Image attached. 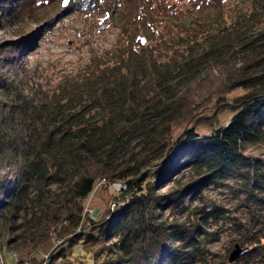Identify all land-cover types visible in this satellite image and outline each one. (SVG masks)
Segmentation results:
<instances>
[{
    "label": "trees",
    "instance_id": "1",
    "mask_svg": "<svg viewBox=\"0 0 264 264\" xmlns=\"http://www.w3.org/2000/svg\"><path fill=\"white\" fill-rule=\"evenodd\" d=\"M94 1L99 7L109 0ZM205 1L221 20L222 0ZM248 1L249 9H238L235 20L214 30L195 18L186 29L183 24L181 31L187 30L189 38L184 41L186 36L178 34L174 44L183 53L172 59L155 58L148 45H141L137 34L148 39L141 29L154 31L150 18L141 17L143 28L138 24L133 37L141 46L130 42L125 49L117 47L113 57L92 63V69L65 79L43 96L25 93L20 86L18 48L0 57V168L5 169L0 179V231L11 234L7 244L16 239L12 234L17 230L33 225L28 215L37 207L35 225L49 229L59 223L55 232L64 240V247L52 251L48 263L42 264H264V159L246 153L249 146L264 142V43L257 48V37L251 38L264 25V0ZM25 4L0 1L2 24L16 23L12 20ZM167 4L155 0L151 6L145 0L152 10ZM174 12L163 15L175 20ZM233 45L256 56L244 63L240 74L230 76L231 86L246 90L236 98L232 116L206 135L188 127L171 144L170 125L186 110L175 84ZM132 142L141 155L134 165L115 173L114 163L128 154ZM100 178L104 185L122 181L125 189L115 196L116 209L93 221L84 215V200ZM162 181L174 186L156 192ZM228 182H234L235 210L204 200V190ZM53 185L65 188L62 200L51 195ZM166 208H179L183 219L168 220ZM236 210L243 211V220L229 216H236ZM225 214L238 235L233 245L248 247L232 262L209 247L219 239L217 230H207L210 222ZM77 243L83 253L71 259ZM0 264L13 263L0 257Z\"/></svg>",
    "mask_w": 264,
    "mask_h": 264
},
{
    "label": "rangeland",
    "instance_id": "2",
    "mask_svg": "<svg viewBox=\"0 0 264 264\" xmlns=\"http://www.w3.org/2000/svg\"><path fill=\"white\" fill-rule=\"evenodd\" d=\"M229 1L230 5L227 4L228 0H222L224 13L223 18L218 20V17L215 18L213 13H210L213 10H209L210 6L207 4L210 1L205 0H168L167 8L157 10L148 9L145 0H133V3H127L126 0H109L107 4L99 7L94 0H88L87 6L83 5L85 0H68L65 5L63 0H26L21 15L18 14L17 18L12 20L16 23L2 24L4 18L0 14V57L2 59L10 48H18L16 57L20 63L16 78L20 81V86L25 93H38L39 96H43L45 93L51 94L65 79L78 77L87 67V70L92 69V63L113 57L117 47L122 46L125 49L130 42L136 47L148 45L155 58L161 60L178 57L183 53V50L178 48L180 46L174 44L179 41L178 34L182 32V36H186L184 41L189 38L186 35L187 30L181 31L183 24L185 26L195 18L209 24L205 29L214 30L222 25L221 23L227 25L235 20L238 9L247 10L252 5L248 0ZM154 3L155 0H150L151 6ZM172 12L175 20L163 15ZM141 17L150 18L154 31L150 32L149 28V31L141 29L142 32L147 33L148 39L145 38L144 43L139 45V42L135 43L133 37L139 29L138 24L143 28ZM176 24L180 26L177 27ZM261 26L259 25L256 28L257 32L251 35V38L257 37V40H254L255 46L257 43H264V34H259L260 31L263 32L261 29L264 25ZM196 35L199 39L203 37L200 33ZM141 37L143 35L137 34V38ZM254 55L240 46H230L220 56H213L202 62L196 70H193L194 74L191 73L175 84L177 93L183 94L187 111L184 110L183 117L170 125L171 144L188 127L199 135H206L212 131L213 126L228 122L234 112L233 108L237 105L236 98L246 91L241 87L231 86L230 80L237 73L240 74L239 69L250 58L256 56ZM231 75L233 76L230 77ZM246 153L264 159V142L249 146ZM140 155L139 145L132 142L128 154L114 163L112 171L116 173L125 165H134V161ZM4 173L5 169L0 168V179ZM104 182V179L100 178L84 200V215L93 221H98L114 211L118 205L115 204L114 199L117 198L115 196L125 189L122 181L110 185H104ZM173 186L171 182L162 181L158 184L156 192H167ZM233 186L234 182H228L225 186L210 187L203 191L202 196L210 205L233 211L237 204ZM50 190L57 201L62 200L65 195L64 187L53 185ZM127 198L126 195L123 202ZM188 202V197H185L184 203L188 204ZM168 210V208L164 209L168 220L183 219L184 216L179 208ZM38 215L37 207L30 209L28 217H33V225L26 230L20 228L13 233L12 235L17 236L10 244H7L6 240L11 234L5 229L0 231V257L3 260L6 257L13 264L48 263L51 252L64 247L63 235H60L61 232L59 234L55 232L59 223L49 229H46L44 224L35 225ZM228 215L225 214L219 220H211L207 229L217 230L219 233V239L209 244L211 251L219 256L228 255L238 237L233 231L235 226L230 224L231 218L241 219L244 214L242 210H236V216H233L232 212L229 215L231 218ZM51 244L52 248H50ZM83 250L81 243H77L70 256L71 259H76Z\"/></svg>",
    "mask_w": 264,
    "mask_h": 264
},
{
    "label": "water",
    "instance_id": "3",
    "mask_svg": "<svg viewBox=\"0 0 264 264\" xmlns=\"http://www.w3.org/2000/svg\"><path fill=\"white\" fill-rule=\"evenodd\" d=\"M68 0H63V5L67 4ZM145 38L141 37V43H144ZM248 247H241L238 243H235L233 248L230 250L228 254V261H234L239 255L246 252Z\"/></svg>",
    "mask_w": 264,
    "mask_h": 264
}]
</instances>
